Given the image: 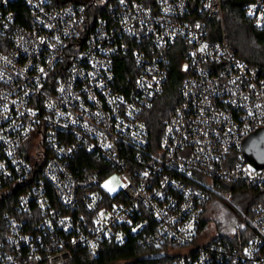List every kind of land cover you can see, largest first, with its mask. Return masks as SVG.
Returning <instances> with one entry per match:
<instances>
[{
    "label": "built area",
    "instance_id": "obj_1",
    "mask_svg": "<svg viewBox=\"0 0 264 264\" xmlns=\"http://www.w3.org/2000/svg\"><path fill=\"white\" fill-rule=\"evenodd\" d=\"M61 2L0 0V264H67L77 248L95 258L128 236L165 264H264V168L241 151L264 129V72L208 39L223 0ZM244 16L264 30V0ZM177 44L181 101L153 148L143 116ZM222 183L253 201L227 239L209 240L201 223Z\"/></svg>",
    "mask_w": 264,
    "mask_h": 264
},
{
    "label": "trees",
    "instance_id": "obj_2",
    "mask_svg": "<svg viewBox=\"0 0 264 264\" xmlns=\"http://www.w3.org/2000/svg\"><path fill=\"white\" fill-rule=\"evenodd\" d=\"M63 1L61 3L67 4L74 2L87 3L89 5L95 0ZM246 3L247 0H223L222 19L220 21L215 19L207 20L208 39L212 41L225 39L240 60L249 65L256 66L264 72V30H256L252 22L245 18L244 8ZM18 9H21V7H18ZM183 56L184 51L178 44L170 50V69L164 90L153 102L152 106L145 111L143 116L149 128L153 148L158 146L165 121L180 105L181 97L179 88L185 76L181 68ZM115 72L118 86L125 88L132 85L134 78L132 66H129L126 62L119 59L115 63ZM77 162L82 165H91L90 158L84 154L78 156ZM221 190L224 195L230 192L238 194L242 206L245 209L253 201L247 193L248 191L245 186L241 184L222 183ZM120 200L123 201L124 198H120ZM205 213L206 210H204V216ZM205 222L206 220L204 218L201 223L202 229L205 228ZM230 229L228 227V230ZM214 238L227 239L228 237L227 235H219L210 239L213 240ZM157 253L158 249L154 247L144 248L137 242V237L128 236L122 246L104 245L100 254L95 258H92L85 249L77 248L73 251L72 260L67 264H165L170 260L167 257H159Z\"/></svg>",
    "mask_w": 264,
    "mask_h": 264
},
{
    "label": "rangeland",
    "instance_id": "obj_3",
    "mask_svg": "<svg viewBox=\"0 0 264 264\" xmlns=\"http://www.w3.org/2000/svg\"><path fill=\"white\" fill-rule=\"evenodd\" d=\"M115 177V180L112 178ZM111 181L109 183V188H114V191H109V193L114 194L120 190L121 184L117 180V177L113 175L110 179L104 182ZM223 200H214L212 201L206 209L205 213V228L204 233L207 238H213L219 235L228 236L233 233L234 226L240 222L239 211H245V207L242 206V202L238 197V194L227 193L224 195ZM228 227L231 229L228 230Z\"/></svg>",
    "mask_w": 264,
    "mask_h": 264
},
{
    "label": "water",
    "instance_id": "obj_4",
    "mask_svg": "<svg viewBox=\"0 0 264 264\" xmlns=\"http://www.w3.org/2000/svg\"><path fill=\"white\" fill-rule=\"evenodd\" d=\"M186 65L182 71H186ZM242 155L255 169L264 168V129H259L247 136L241 144Z\"/></svg>",
    "mask_w": 264,
    "mask_h": 264
},
{
    "label": "snow or ice",
    "instance_id": "obj_5",
    "mask_svg": "<svg viewBox=\"0 0 264 264\" xmlns=\"http://www.w3.org/2000/svg\"><path fill=\"white\" fill-rule=\"evenodd\" d=\"M258 26H259V25H258ZM115 179H116L115 177L112 178V180H115ZM109 183H111V181L106 182L105 185H104V187H105V188H108V190H109L110 192H111V191H114V190H115L114 188H109V187H108Z\"/></svg>",
    "mask_w": 264,
    "mask_h": 264
}]
</instances>
